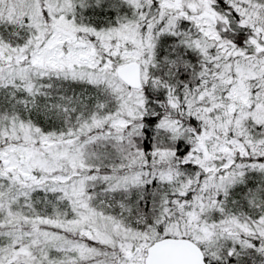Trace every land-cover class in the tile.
<instances>
[{
	"label": "snow or ice",
	"instance_id": "obj_1",
	"mask_svg": "<svg viewBox=\"0 0 264 264\" xmlns=\"http://www.w3.org/2000/svg\"><path fill=\"white\" fill-rule=\"evenodd\" d=\"M0 264H264V0H0Z\"/></svg>",
	"mask_w": 264,
	"mask_h": 264
}]
</instances>
